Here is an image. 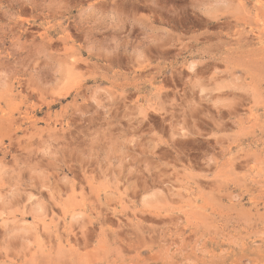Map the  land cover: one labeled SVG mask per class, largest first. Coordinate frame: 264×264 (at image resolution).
I'll return each instance as SVG.
<instances>
[{
    "label": "rangeland",
    "instance_id": "1",
    "mask_svg": "<svg viewBox=\"0 0 264 264\" xmlns=\"http://www.w3.org/2000/svg\"><path fill=\"white\" fill-rule=\"evenodd\" d=\"M0 264H264V0H0Z\"/></svg>",
    "mask_w": 264,
    "mask_h": 264
}]
</instances>
